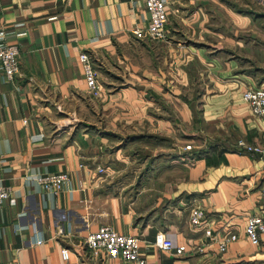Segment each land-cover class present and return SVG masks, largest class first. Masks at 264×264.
<instances>
[{
    "label": "crops",
    "instance_id": "crops-1",
    "mask_svg": "<svg viewBox=\"0 0 264 264\" xmlns=\"http://www.w3.org/2000/svg\"><path fill=\"white\" fill-rule=\"evenodd\" d=\"M164 4L167 39L152 41L144 0H0V42L20 65L12 80L0 65V264H136L89 252L102 224L137 235L145 264H264V232L253 244L244 231L248 214L264 218V154L236 149L264 146V115L242 97L264 87V0ZM58 171L57 194L39 186ZM196 205L214 239L190 224ZM227 230L238 238L219 250ZM157 231L197 249L162 250Z\"/></svg>",
    "mask_w": 264,
    "mask_h": 264
},
{
    "label": "built area",
    "instance_id": "built-area-1",
    "mask_svg": "<svg viewBox=\"0 0 264 264\" xmlns=\"http://www.w3.org/2000/svg\"><path fill=\"white\" fill-rule=\"evenodd\" d=\"M144 7L148 14L145 32L152 41H164L167 39V12L164 0H144ZM134 33H140L138 29ZM2 34V31H0ZM19 48L14 43L0 42V65L3 70L5 80H12L20 69L19 65ZM86 86L91 95H100V83L98 81V71L92 62L91 56L86 51L78 53ZM244 101L248 104L253 115H264V87L259 85H249L242 94ZM239 150L246 153L264 154V146L256 143H249L244 138L236 141ZM190 148V144L185 145ZM104 167L98 166V171ZM68 174L65 171L39 174L36 181L39 186L45 190L57 194L65 181ZM11 189L9 186L0 185V204L10 197ZM245 223V236L253 243L258 244L260 233L264 232V218L258 214H248ZM189 221L192 227L201 231L206 237L213 238L216 232H213V219L210 218L205 208L196 205L189 210ZM62 226L57 228V233L62 234ZM238 235L235 231L227 230L223 235L217 238L219 250H225L227 245L236 240ZM140 238L135 234L120 233L109 225H99L95 230L88 232L84 238V245L92 255L102 256L104 258L120 257L136 264H145V258L139 253ZM154 244L165 251H169L176 256H181L191 250H196L195 243H174L164 231H157L154 237ZM61 255L64 259L69 257V249L62 247Z\"/></svg>",
    "mask_w": 264,
    "mask_h": 264
},
{
    "label": "rangeland",
    "instance_id": "rangeland-1",
    "mask_svg": "<svg viewBox=\"0 0 264 264\" xmlns=\"http://www.w3.org/2000/svg\"><path fill=\"white\" fill-rule=\"evenodd\" d=\"M255 7V6H254ZM254 9H257V10H259L260 8H258V7H255ZM244 10H246V9H244ZM103 167V166H102ZM97 170H98V167H97ZM105 171V168L102 170V171H98V172H104Z\"/></svg>",
    "mask_w": 264,
    "mask_h": 264
},
{
    "label": "trees",
    "instance_id": "trees-1",
    "mask_svg": "<svg viewBox=\"0 0 264 264\" xmlns=\"http://www.w3.org/2000/svg\"><path fill=\"white\" fill-rule=\"evenodd\" d=\"M236 149L239 150L237 147H236ZM239 151H241V150H239Z\"/></svg>",
    "mask_w": 264,
    "mask_h": 264
}]
</instances>
